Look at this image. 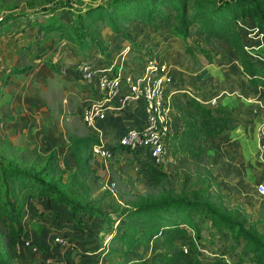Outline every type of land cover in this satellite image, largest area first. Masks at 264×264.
Masks as SVG:
<instances>
[{"label": "trees", "instance_id": "trees-1", "mask_svg": "<svg viewBox=\"0 0 264 264\" xmlns=\"http://www.w3.org/2000/svg\"><path fill=\"white\" fill-rule=\"evenodd\" d=\"M61 8L67 12L68 21L58 12ZM30 15L35 16L31 26L37 31L58 32L70 48L87 42L101 53L107 49L101 33L106 27L129 39L123 29L137 22L154 31L169 30L183 41L191 37L194 28L196 46L208 61L213 57L211 51L197 43L203 38L219 41L225 51L237 56L249 84L264 90V66L246 49L237 25L248 19L264 41V0H99L77 7L70 0H62L39 8L30 5L26 13H7L0 20V33L14 28L21 19L28 20ZM133 46L142 55H152L149 48ZM186 50L190 51L188 47ZM50 67L54 68L52 64ZM177 106L181 129L168 134V149L173 155H181L178 165L184 167V177L179 190L162 167L143 160L137 174L145 180L144 193L134 194V200L123 206L115 198L93 205L68 197L53 182L44 180L43 174L52 173L49 166L38 171L23 170L0 156L1 221L20 224L19 210L26 208L31 199L40 198L48 204L66 205L80 227V215L104 219L108 226L101 239L110 236L108 252L118 257L115 264H264V233L258 229L259 223L240 206L227 205L222 193L211 191L214 183L205 167L202 142L230 129L235 121L233 109L220 103L209 106L190 96ZM97 143L92 137H81L66 145L76 175L93 172L89 166L90 148ZM57 156V150L50 151V160L55 157L57 161ZM202 221L231 240L230 246L210 258L204 256ZM149 245L153 247L148 257L134 255L139 247ZM237 246L241 250L236 259L230 260L227 255ZM0 264H4L1 259Z\"/></svg>", "mask_w": 264, "mask_h": 264}, {"label": "crops", "instance_id": "crops-1", "mask_svg": "<svg viewBox=\"0 0 264 264\" xmlns=\"http://www.w3.org/2000/svg\"><path fill=\"white\" fill-rule=\"evenodd\" d=\"M178 40L183 42L181 39ZM83 48V45L73 49L67 48L64 54H55L51 61L45 57L30 59L26 64L29 69L18 74V82L19 79H23L18 85V124H15L18 125V137H22L30 146H37L48 152L57 150L60 165L72 171L75 164L66 145L76 138L92 137L98 143L114 148V158L111 161L92 156L89 166L96 174L104 176L105 184L113 181L117 187V182L111 176L124 182L127 188H133L130 191L132 197L134 194H142L145 192L146 184L137 174V167L139 162L150 160L148 153L146 150L137 152L123 150L117 146V142L128 127L144 126L146 115L143 102L130 100L118 111L108 110L103 119L85 122L82 119V110L93 88L84 84L77 67L81 62H90L95 68L104 69L115 59L118 63L123 62L125 71H132L140 65L138 67L131 65L125 57L131 49L129 44L112 50L107 58L101 59L99 52H79ZM121 48L125 50L124 55L121 58L113 56L112 53L122 50ZM76 49L79 53H76ZM221 62L217 58L215 60L214 55L208 61L201 53L194 51L189 65L184 67L177 65L187 75L175 71L174 80L170 85V89L176 91L173 94L171 133L181 129L180 106H177V103L183 102L184 98L189 96L182 90L192 91L196 99L206 105L213 106L220 103L233 109L235 121L232 122L230 129L222 132L218 138H209L202 142L205 149V167L212 173L214 183L224 192L221 183L238 179L241 173H250L251 166L253 168L255 164L259 165V171L255 172V175H250L251 179L260 177L261 180L264 176L263 166L256 159L257 129L264 121V90L249 84L246 75L241 72L237 57L230 58L226 61L228 63ZM51 64L54 66L53 69L50 67ZM4 119L0 114V121L4 122ZM14 121H17L16 118ZM180 159V154L173 155L168 149L164 161L158 165L166 171L169 181H178L176 190L181 187L184 177L182 173L184 167L178 165ZM132 178L137 181L136 190ZM125 191L124 195L129 193L127 189ZM37 201L32 212L34 216L32 221L41 224L37 238L44 247L34 253L37 262L103 264V260L108 256L118 261V257L108 252L110 236L106 235L101 239L108 226L104 219H87L80 215L83 218L80 227L66 205L56 202L48 204L40 198ZM29 207L32 210V204ZM204 224L208 222H203V231L208 230L213 236L219 233L206 229ZM56 232H62L63 235L66 233L74 245L63 249L55 244L53 237ZM208 247L219 249L215 243ZM98 252L102 254L96 255ZM104 252H107L108 256H105ZM217 252L212 251L213 254Z\"/></svg>", "mask_w": 264, "mask_h": 264}, {"label": "rangeland", "instance_id": "rangeland-1", "mask_svg": "<svg viewBox=\"0 0 264 264\" xmlns=\"http://www.w3.org/2000/svg\"><path fill=\"white\" fill-rule=\"evenodd\" d=\"M59 1L62 0H0V17L3 18L7 13H26L30 5L39 8L42 5H50L51 3L53 4V2L58 3ZM70 1L77 7L84 3L96 2L99 0ZM58 12L64 20L68 21V14L64 8L58 9ZM34 17L35 16L30 15L28 20L21 19L14 28L7 30L5 33H0V114H2V119L5 118L4 122L0 121V156L10 160L15 167L23 170L38 171L45 165L49 166L52 173L43 174L42 178L46 181L53 182L63 193L78 202H88L94 205V202L102 203L107 200L109 201L111 198H115L118 200L119 205L123 206L124 202L134 200L130 192L133 188H127L124 182L111 176L112 179L117 182L118 187L116 196H113L105 187L104 176L96 174L95 170H93V172L85 171L82 172V174L79 173V175H76L74 172L75 167L72 171V169L64 168L60 165L59 156H57V161H55V157L50 160V151L48 152L40 149L37 146H30L24 142L22 137H18V125H15L18 124V85H20V82H23V79H19L18 82V74L20 75L29 69L26 64L30 59L45 57V59L51 61L55 54H64L67 48L73 49L69 47L68 42L61 38L58 32L45 33L37 31L36 27L31 26ZM39 20L42 21L43 18L39 17ZM244 21L245 22L240 20L237 23L238 28L242 32L243 40L249 48L253 47V49H249V51L255 55H252V57H255V59L264 66V41L262 40V36L259 31L255 30V27L248 19ZM193 30L194 28L191 30V37L187 41L181 42L178 40L179 38L174 37L169 30L162 29L160 31H154L142 23L133 22L129 27L123 29L124 33L129 35V39L122 37L120 34L112 33L111 30L106 27L101 33L107 49L104 53L99 52L98 55L100 59L102 57L107 58L108 53L112 50L129 44L131 49L125 57L131 65H137V67L140 65L139 67H141L145 57L152 58L155 56L157 60L172 65L174 73L175 71H181L184 75H187L186 72L182 71V68L179 69L177 65H182V67L189 65L192 60L193 52L196 51L200 53L198 46H196ZM197 43L204 48H208L212 55H214V59L216 60L217 58V60H221V63H228L226 61L230 60V58L236 59L237 57L232 52L225 51L224 46L217 40L210 41L203 38L197 41ZM134 44L139 45L142 49L149 48L152 55H142V52L133 46ZM83 47V50L79 52H98L87 42L83 43ZM186 47H188L190 51H187ZM123 49L114 51L112 53L113 56L121 58L125 51ZM79 52L76 49V53ZM162 55L166 59L163 58ZM14 118H16L17 121H14ZM258 171L259 165L255 164L253 168L251 166L250 173L247 172L248 174L245 173L246 175L241 173L238 179H230V182H227L228 180L226 179V182L221 183L223 189H225L224 192L214 183V177L210 172L214 183L211 187V191L215 194L222 193L227 205H238L243 208L252 221L259 223L258 229L264 233V199L258 196L255 190V185L260 177L255 176L256 178L254 180L250 177V175H255V172L258 173ZM223 174L225 175L224 171ZM224 178L226 177L224 176ZM129 179H131V177H129ZM132 180L135 189L138 186L136 183L137 181L133 178ZM171 182L174 188H176L178 181ZM125 189L129 191L126 195H124V193H126ZM37 202V198L29 201V206L32 204V210H30L29 206L19 210L21 217L20 224L13 223L9 225L8 222H3L0 219V259L2 263L44 264L37 262L35 259L36 254L30 252L27 248L22 250H17L16 248V244L20 240V237L26 234L30 235L32 241L38 245L39 249L44 248L37 238L38 234H40L41 224L38 221H32L34 217L32 216V212ZM203 222L204 221L201 222V225H203ZM204 226L206 229H211L209 223L204 224ZM211 230L215 231L213 229ZM203 232L204 235L201 241L203 243V250L205 251L204 256L206 258L212 256V251H224L225 248L231 245L229 237L222 232H219L216 236H213L208 230ZM214 243L219 246V249L208 247ZM152 247L153 245L144 248L139 247L134 252V255L148 257ZM240 250L241 247L237 246L233 254L227 255V257L230 258V260L236 259L235 255L236 253L239 254ZM101 252H98L96 255H99ZM104 253L105 256H108L107 252ZM103 262V264H115L117 260H112L108 256Z\"/></svg>", "mask_w": 264, "mask_h": 264}, {"label": "built area", "instance_id": "built-area-1", "mask_svg": "<svg viewBox=\"0 0 264 264\" xmlns=\"http://www.w3.org/2000/svg\"><path fill=\"white\" fill-rule=\"evenodd\" d=\"M255 30L258 31L256 28ZM246 49L249 51L253 47L246 46ZM249 53L254 55L250 51ZM77 67L84 84L93 88L85 100L82 119L88 123L103 119L108 110L118 111L130 100L142 101L146 115L144 126L128 127L119 137L117 146L131 152L146 150L150 161L160 165L167 155L168 134L172 129L171 111L173 94L176 92L170 89L174 80L173 66L157 60L154 56L145 57L142 66L132 71H125L123 62L118 63L116 59L104 69H97L90 62H81ZM182 91L196 98L192 91ZM257 139L256 159L263 166L264 172V121L257 129ZM90 152L92 156L101 157L105 161L114 158L112 148L100 143L91 145ZM105 187L111 195L116 196L117 187L113 181L106 183ZM255 190L258 196L264 199V176L256 183ZM53 242L63 249L73 246L70 239L59 232L55 233ZM16 248L17 250L27 248L32 253L40 250L27 234L20 237Z\"/></svg>", "mask_w": 264, "mask_h": 264}]
</instances>
